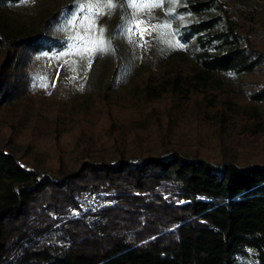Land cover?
Returning a JSON list of instances; mask_svg holds the SVG:
<instances>
[{
	"label": "trees",
	"instance_id": "1",
	"mask_svg": "<svg viewBox=\"0 0 264 264\" xmlns=\"http://www.w3.org/2000/svg\"><path fill=\"white\" fill-rule=\"evenodd\" d=\"M24 1L0 0V107L29 93L36 56L70 44L51 31L74 5L49 18L46 31L11 36L1 11ZM222 7V0H188L175 10L203 17L179 31L193 62L148 83L149 99L213 97L264 71V51ZM248 100L264 105V87ZM82 194L103 195L118 206L63 217L79 209ZM0 264H264V163L236 157L213 163L173 150L87 163L59 180L0 147Z\"/></svg>",
	"mask_w": 264,
	"mask_h": 264
},
{
	"label": "rangeland",
	"instance_id": "2",
	"mask_svg": "<svg viewBox=\"0 0 264 264\" xmlns=\"http://www.w3.org/2000/svg\"><path fill=\"white\" fill-rule=\"evenodd\" d=\"M88 2L25 0L1 11L6 31L24 36L46 31L49 18L74 5L51 31L70 40L69 47L36 56L29 67L34 81L29 93L0 107V147L28 168L59 180L80 173L87 163L173 150L213 163L235 157L240 163H264V105L248 100L250 93L264 87V71L250 77L247 85H225L213 97H147L148 83L159 81L177 64L193 62L179 31L203 17L175 12L188 0H162L163 6L151 11L133 8V0H113L116 7L105 9L93 33L100 36L103 30L107 50L82 55L71 21L84 15L79 5ZM222 4V15L249 31L264 51V0ZM4 60L0 52V69ZM112 203L118 206L103 195L82 194L79 209L63 217L91 216Z\"/></svg>",
	"mask_w": 264,
	"mask_h": 264
},
{
	"label": "snow or ice",
	"instance_id": "3",
	"mask_svg": "<svg viewBox=\"0 0 264 264\" xmlns=\"http://www.w3.org/2000/svg\"><path fill=\"white\" fill-rule=\"evenodd\" d=\"M131 6L138 10H148L151 11L153 8L162 7V0H140L136 2L133 0ZM116 7V4L113 0H106V3L103 0H89L88 3H82L79 5V10L84 13L83 16H77L76 19L71 21L72 27L77 29V35L73 39L79 40L83 46V53H91L97 50L106 51L107 45L102 39V29H99L100 36H94L93 33L97 32L96 21L100 16L106 14L105 9L111 11ZM137 28L140 27V24L136 25ZM167 27V26H165ZM83 34H80L81 30Z\"/></svg>",
	"mask_w": 264,
	"mask_h": 264
}]
</instances>
